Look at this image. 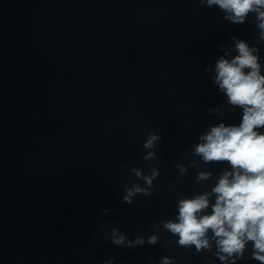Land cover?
<instances>
[{"label": "water", "instance_id": "obj_1", "mask_svg": "<svg viewBox=\"0 0 264 264\" xmlns=\"http://www.w3.org/2000/svg\"><path fill=\"white\" fill-rule=\"evenodd\" d=\"M223 17L201 0H0V264H231L211 231L198 250L164 228L180 199L231 171L195 153L212 126L242 117L216 62L242 40L264 75L255 13ZM150 133L161 139L148 149ZM133 185L151 194L125 203ZM251 252L235 264H259Z\"/></svg>", "mask_w": 264, "mask_h": 264}, {"label": "clouds", "instance_id": "obj_2", "mask_svg": "<svg viewBox=\"0 0 264 264\" xmlns=\"http://www.w3.org/2000/svg\"><path fill=\"white\" fill-rule=\"evenodd\" d=\"M201 3L218 6L224 12L223 18L234 25L244 23L250 13H255L260 39L264 40V0H201ZM235 49L238 54L231 60L221 57L216 62L214 83L226 95L228 104L242 109L241 120L239 124L226 126L221 122L212 126L195 146V153L205 163L228 162L231 171L222 173L211 193L180 199L176 221L164 222V228L179 237L180 245H194L198 250L209 247L207 236L211 231L220 260L232 258L231 264L243 258L246 245L251 242L252 259L264 264V132L259 131L264 129V75L259 57L254 54L255 47L235 40ZM160 139L150 133L143 146L154 148ZM152 158V152L144 157ZM133 171L141 176L136 169ZM156 174L154 170L152 176L143 179L151 186ZM210 176L211 173L201 172L197 180H207ZM126 192L125 203H131L130 198L137 193L151 194L139 185ZM213 193L216 199L209 214L206 210ZM125 240L124 234L113 229L114 245L125 246ZM157 240L152 236L148 242L155 244ZM143 242L142 237L136 238V244ZM127 246H133V242L129 241ZM162 264H170L169 259L163 258Z\"/></svg>", "mask_w": 264, "mask_h": 264}]
</instances>
